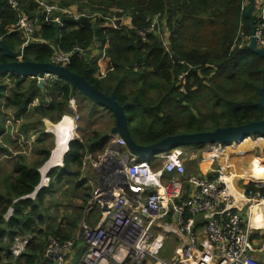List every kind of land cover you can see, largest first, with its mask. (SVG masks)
<instances>
[{"label":"trees","instance_id":"1","mask_svg":"<svg viewBox=\"0 0 264 264\" xmlns=\"http://www.w3.org/2000/svg\"><path fill=\"white\" fill-rule=\"evenodd\" d=\"M53 1L62 7L77 5L89 11L90 17L74 19L61 12L57 14L62 23H57L46 15H39V28L35 33L39 41H30L23 48L26 39L12 30L18 16L7 0H0V38L19 51L23 60L36 62H50L54 47L67 51L80 45L88 50L98 43L97 47L104 50L109 43L105 49L109 63L102 77L95 75L99 69L98 57L75 56L68 66L106 94L117 88L119 102L129 103L128 124L137 143L149 145L168 135L211 131L263 117L264 108L258 102L264 85V57L248 48L250 5L244 6L245 0ZM27 7L35 17L34 4ZM125 17L131 18V26L122 23ZM157 18L159 23L153 32L146 37L139 34V30L151 27ZM113 19L115 27L109 24ZM8 60H16V57ZM182 74H186L187 79L185 92L179 85ZM5 78L12 84L5 82ZM80 95L90 103L80 100ZM72 98L71 86L63 79L40 88L36 79L0 75V142L4 138L9 144L15 143L12 136H4L6 112L2 107L5 105L13 109L17 119H23L21 132L37 135L38 147L34 154L39 156L33 163L25 157L15 158L13 171L3 175L0 182L2 242L6 237L12 242L18 234L34 235L18 258L8 251L7 245L0 247L1 251L6 250L3 255L0 253V264H56L45 257L49 236L81 241L78 238L81 223L85 219L88 222L87 210L90 215L96 206L91 203L95 190L85 177L97 176L92 165L87 171L83 170V161L88 153L103 154L113 140L110 131L115 116L110 110L76 92L78 111L88 110L83 117L90 124L104 112L110 115L112 127L102 131L90 129L89 124L87 130L94 132L88 137L83 132L82 139L72 140L63 166L49 171L48 185L42 187L34 199L23 198L41 182L39 169L55 147V143H49V137L54 134L46 131L45 119L59 122L68 108L71 109ZM35 99H39V104L32 106ZM88 106L90 108H86ZM6 150L0 145V155ZM157 156L152 157L150 163ZM198 161L192 164L198 165ZM251 187L253 183L247 189ZM12 204L14 216L5 221L4 213ZM73 264L81 263L76 258Z\"/></svg>","mask_w":264,"mask_h":264},{"label":"built area","instance_id":"2","mask_svg":"<svg viewBox=\"0 0 264 264\" xmlns=\"http://www.w3.org/2000/svg\"><path fill=\"white\" fill-rule=\"evenodd\" d=\"M7 1L18 16V22L12 30L26 39L23 48L30 41H39L35 37L39 28V15H46L47 19L57 23H62L61 16L57 14L61 12L74 19L90 17L89 11L81 10L77 5L62 7L53 0ZM251 2L245 0L244 6L251 5ZM28 4H34V11H37L35 17L32 16L33 11L28 9ZM254 18L257 46L264 49V0H255ZM115 19L109 23L114 27ZM121 21L131 26V23ZM158 23L159 18L151 27L139 30V34L146 37L148 33L154 31ZM250 39L251 35L246 37L248 42ZM97 46L98 43L91 46L88 53V50L80 45H75L67 51L53 45L55 50L50 62L68 66L75 56L84 59L98 57L97 76L102 77L106 74L109 63V58L105 54L109 43L104 46V50ZM1 54L0 45V57ZM16 59L23 60L20 52ZM29 78L36 79L38 82L41 79L39 76H29ZM43 79L45 85L61 80L57 74L53 73H45ZM186 83V74L180 75L179 85L183 92L186 91ZM38 104L39 99H35L32 106ZM2 108L6 112L4 136H12L16 147H20L21 150L15 151L11 144L3 140L1 142L13 155L18 152L30 154L34 149L33 143L37 142V135L34 133L25 135L21 132L23 119H17L5 105ZM70 108L75 110L78 108L74 97L70 100ZM253 137L264 141L263 135H253L251 138ZM244 142L245 139L227 145L214 144L207 150L214 162L219 157V153L226 152L229 147L235 148L237 146L235 144ZM114 147L121 151L113 152ZM53 150L46 163L53 160ZM187 155L182 146L174 147L160 154L161 165L155 167L150 163V159L132 154L126 142L114 136L103 154L95 156L88 153L85 156L83 170L87 163H90L97 172L94 179H87L89 184L94 186L95 181L98 184L101 167L105 166L106 192H110V189L126 175V181L135 195L130 196L121 187H115L113 197L108 201V208L103 212L102 219L92 225L85 222L80 227L84 245L81 257L83 264H111V259L118 264H126V262L143 264L144 261L150 264H263L257 257V253L262 252L263 248H259L255 243L253 239L255 227L250 223V219L243 215V208L236 204V197L231 193L224 176L227 174V169L222 166L216 173L188 174ZM22 156L27 158L25 155ZM192 158L195 157L192 156ZM117 159L121 162L122 169L118 166ZM256 160L252 162L254 169ZM63 162L64 156L62 163L54 162L51 169L62 166ZM41 168L39 169L40 185L23 198L34 199L38 191L48 185L50 180L48 173L51 169L48 170L47 176L43 177ZM98 189L99 185L94 189L95 195ZM242 200L245 206H248L249 214L253 213L256 206L262 205L264 209V179L253 177V187L244 190ZM91 203L95 206L96 200L94 199ZM14 213L15 207L12 204L4 213L5 221H9ZM169 222L173 224L170 225ZM159 227L165 231L156 233ZM166 232H173L181 239L180 250L170 259H162L159 256L160 251L165 247ZM33 236V234H26L18 240L15 237L12 242L6 237L4 241L8 251L18 257L27 249ZM79 236L81 238V234ZM74 248L75 240H64L51 235L45 247V257L52 261L58 260L63 264L66 261V255Z\"/></svg>","mask_w":264,"mask_h":264},{"label":"water","instance_id":"3","mask_svg":"<svg viewBox=\"0 0 264 264\" xmlns=\"http://www.w3.org/2000/svg\"><path fill=\"white\" fill-rule=\"evenodd\" d=\"M254 11L255 0H252L251 5L247 11V15L250 19L249 26L251 31V39L249 41L248 48L258 55L264 57V49L257 46V39L255 37L256 25ZM0 45L3 49L0 57V75L5 76L6 74H8L19 75L22 77L39 76L41 77V79L38 82V86L40 88H43L45 85V81L43 79L44 74H57L61 79L69 83L72 89L73 97L76 96L77 91H80L93 103L103 106L114 114L115 124L113 125L110 134L123 139L126 142L129 151L138 157L151 159L152 157L160 155L174 147L190 145L192 143H198L200 145L213 143L227 145L232 142L243 140L248 136L257 134L264 136L263 115V117L259 120H254L248 123L218 127L215 130L211 131L168 135L158 142L149 145H141L134 140L129 128V118L126 113V108L129 103L121 104L119 102V100L117 99V88H115L110 94H106L97 86L89 82L86 76L71 71L69 66L65 65H58L52 62H36L18 59L9 61V58L16 57L19 52L9 47V45L3 39H0ZM261 92L262 98L258 102V104L264 108V85ZM45 123L46 126H48L49 121L45 119ZM47 131H50V129H47ZM71 142L72 140L70 141V143ZM118 164L120 169H122V164L120 161H118ZM98 183L99 189L96 194V199L103 202V209L105 210L108 208V201L113 197V190L115 187H121L123 191L130 196L135 195V193L131 191L128 181H126V175H124L122 180L117 183L115 187H112L110 189V192H106L105 166L101 167L100 179ZM83 221L82 222L84 224L85 220Z\"/></svg>","mask_w":264,"mask_h":264},{"label":"rangeland","instance_id":"4","mask_svg":"<svg viewBox=\"0 0 264 264\" xmlns=\"http://www.w3.org/2000/svg\"><path fill=\"white\" fill-rule=\"evenodd\" d=\"M255 16H256V12H255ZM129 18L130 17H128L127 19H124V23H127V21L130 20ZM166 30H167V28H165L164 32H166ZM162 32H163V29H162ZM167 33H169V32H167ZM95 75L97 76V73ZM5 76H7V75H5ZM97 77H99V76H97ZM4 81L9 83V84H12V82L8 78H5ZM79 99L83 100L84 102L87 101L88 103H90V101L88 99H84L81 95H80ZM86 108H90V106H88ZM10 110L14 113L13 109H10ZM87 112H88L87 109H83V111L79 112L78 108H77V110H75V109L71 110V109L68 108L67 113L64 114V116H71L73 118V120L75 121V127L73 128V138L74 139L75 138L82 139L83 132H86V136L87 137L90 136L94 132L92 130L88 131L89 129L87 130V126L90 124L87 121V118L85 117V116H87ZM83 115H85V116L83 117ZM10 119H11L12 123L14 124L12 117ZM48 121H50L52 124L60 123V121L59 122H54V121H51V120H48ZM50 122L48 123L49 124L48 125V129H50V126H51ZM78 126H79V128H78ZM85 126H86V129H85ZM110 127H112L111 117H110L109 114H106L104 112L99 113L95 118H93L92 119V124H90V129H100L102 131H108ZM56 138L57 137H56L55 134H54V136L49 137L50 145L52 143H57ZM3 141L6 142L5 139H3ZM256 144H257L256 141L252 140V141H249V142L245 143L241 148L236 149V150H240V151L243 150V151H241L239 153L237 152L239 154V156H237V157L245 156L247 154L246 150H244L245 148H248V150H256V151L257 150H261V148L259 146H257ZM0 145L7 149L5 152H3L0 155V182L3 179V175L9 174L8 172H12L13 171V167H14L13 163H14V159L15 158L24 157L22 155H25L27 157V158H25V160L32 161V163H33V162H35L33 160H35V159H37L39 157L37 154H34V151L38 147V143L36 141L32 145V146H34L33 151L30 154H28V155L20 153V152H18L16 155H13V153H11L8 150V148L3 145V142H0ZM11 145H12V148L15 151L21 150L20 147L19 148L16 147L15 143L11 144ZM199 145L200 144H198V145L197 144L182 145V147L184 148V150L188 154L187 155V160H186V166H187L188 174H192V173H195V174L196 173H207L208 174L210 172L216 173V171L219 170L223 166L225 169H227V172H226L227 174H225L224 176L227 177V178L225 177L226 180H227L226 182L229 184V174H228V172H229V148L227 149L226 152L219 153V157L216 158L214 160V162H213L212 158H211V156H210V154L208 153V150H207V149H210L212 147V145L211 144H207L205 146H199ZM35 146H37V147H35ZM55 148H56V146H55ZM117 151H121V150L119 148H117V147H114L113 152H117ZM234 153H236V152H234ZM63 156H65V154ZM192 156L195 157V158H192ZM161 159H162L161 156L158 155L157 159H156L157 161L155 160L156 164L154 166H156V167L160 166L161 165V163H160ZM198 159H199L198 165L192 164L194 160L197 161ZM206 160H208V162L204 165V162ZM259 162H260L259 160H256V162H255L256 167L254 169L255 173H254L253 177H257L258 179H264V168H263L262 165L259 164ZM246 166H248L247 163L242 165V167H244L245 169L249 168V167H246ZM89 168H90V163H87V165L85 166L84 169H85V171H87ZM239 170H241V167L239 168ZM245 174H246V176H248L247 173H245ZM46 176H47V174H46ZM97 185H99V183L97 184V182L95 181L93 189H95ZM94 199L96 200V204H95L96 206L91 211V213H90V215H89V217L87 219L88 221L89 220L96 221L97 218L100 219L102 217V211L101 210L103 209L102 208L103 204H102V202L100 203L96 199L95 193H94L92 202H93ZM87 224H89V223H87ZM168 224L171 225L173 223L169 222ZM163 231H165V230L163 228H160V227L156 229V233H160V232H163ZM79 233L81 234V239H82V230L81 229H79ZM21 237H23V235H20V234L16 235V239L17 240L20 239ZM165 239H166L165 247L160 251L159 256L162 257V259H170L176 252H178L180 250V246L179 245L181 244V239L178 237V235H176L173 232H166V238ZM73 240H75V239H73ZM82 242L80 241L79 243H76V240H75V248L70 252V253H73V254L71 256H68V257L66 255V261L63 264H71L69 262V260H70V258L72 256H75V260L77 258L78 261H80V263L83 264L81 262L82 252L84 250V245H83ZM3 245L6 246L5 241L3 239V242H2L1 237H0V247H2ZM258 247L259 248H263V251L260 252L257 255V257L264 264V243H262V247L260 245H258ZM0 253L3 255L4 253H6V250H3V251L0 250ZM1 254H0V256H2ZM21 255H19L18 257H20ZM18 257H16V258H18ZM16 258H14V259L16 260ZM54 262L56 264H62L58 260H54ZM111 264H118V263L115 262L113 259H111ZM126 264H133V263H129V262L127 263L126 262Z\"/></svg>","mask_w":264,"mask_h":264},{"label":"crops","instance_id":"5","mask_svg":"<svg viewBox=\"0 0 264 264\" xmlns=\"http://www.w3.org/2000/svg\"><path fill=\"white\" fill-rule=\"evenodd\" d=\"M127 18L128 17L123 18V21H124V19H127ZM129 19L130 20L127 21V24L131 23V18H129ZM45 127L48 128V126H46V123H45ZM252 140L256 141V143H257L256 145L259 146L261 148V150L256 151V150H248V148H245L244 150H246L247 154L245 156L237 157V156H239L238 153L243 151V150H241V151L236 150L238 148H241L242 143L240 145H237L235 148L229 147V172H228V174H229V187L231 189V193L235 197H237V198H235L237 205L239 207L243 208V210H242L243 215L246 218L248 217L250 219V223L253 224V226L255 227V229L253 230V239H254L255 243L262 247V243H264V241H263L264 240V232H263L264 231V209H263V206L260 205L261 207L260 206L254 207L253 213L249 214L248 206H245V204L242 200V198H244V190L247 188V186L250 183H253V176H254L255 170H254L252 162L255 159H257L260 161L259 163H261V165L264 168V141H260V140L255 139L253 137V138L249 139L248 141H245L243 143V145L249 141H252ZM35 147H37V146H35ZM234 152H236V153H234ZM156 161L153 162L152 164L155 165ZM242 163L243 164L247 163L248 166H246V167H249V168L245 169L244 167H242V165H243ZM58 167H61V166H58ZM240 167H241V170H239ZM92 171H93V173H95L94 168H92ZM245 173H247L248 176H246ZM83 177H84V175H83ZM95 177L96 176H94V175H92L91 177H85V180L88 178L94 179ZM87 183L89 184L88 181H87ZM102 208H103V206H102ZM101 211H102V217H103V212L105 211V209H102ZM86 217H89V210H87V216ZM102 217L100 219L97 218L96 221H93V220L88 221L87 220L88 221L87 223L96 224L98 221H100L102 219ZM83 222L81 224V227L83 225ZM255 233L257 234L256 237L254 236ZM78 238L81 239L80 236H78ZM81 242H82V239H81ZM72 254H70L69 256H71ZM258 254L259 253H257V255ZM74 260H75V256H74V259L72 256L70 258L69 262L71 264H73ZM143 264H150V263H148L147 261H144Z\"/></svg>","mask_w":264,"mask_h":264},{"label":"bare ground","instance_id":"6","mask_svg":"<svg viewBox=\"0 0 264 264\" xmlns=\"http://www.w3.org/2000/svg\"><path fill=\"white\" fill-rule=\"evenodd\" d=\"M50 125H51L50 131H52L56 135L57 143H56V148L53 150V160L54 161L50 160L49 162L45 164L43 168H41L43 177H46L48 170L52 168V166L54 165V162H59V164L62 163V157L64 154L68 152L69 143L71 140H73V128L75 127V121L73 120L71 116H64L63 119L60 121V123H57V124L51 123ZM251 137L252 136H248L245 138V140ZM193 144L198 145V143H192L190 145H193ZM214 144H217V143H213L211 145L213 146ZM204 145H207V144H204Z\"/></svg>","mask_w":264,"mask_h":264},{"label":"clouds","instance_id":"7","mask_svg":"<svg viewBox=\"0 0 264 264\" xmlns=\"http://www.w3.org/2000/svg\"><path fill=\"white\" fill-rule=\"evenodd\" d=\"M249 44V43H248ZM48 128H46V130H47ZM47 132H50V131H47ZM52 133V132H51ZM257 135H259V134H257ZM63 164H64V162H63ZM63 166V165H62ZM58 167V166H57ZM39 185H40V183H39ZM30 199H32V198H30ZM17 202V201H16Z\"/></svg>","mask_w":264,"mask_h":264}]
</instances>
